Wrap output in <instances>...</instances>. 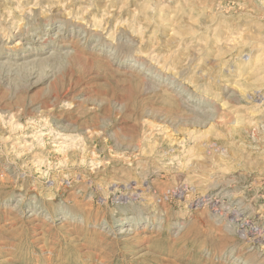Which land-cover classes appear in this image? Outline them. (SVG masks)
<instances>
[{"label":"rangeland","instance_id":"1","mask_svg":"<svg viewBox=\"0 0 264 264\" xmlns=\"http://www.w3.org/2000/svg\"><path fill=\"white\" fill-rule=\"evenodd\" d=\"M0 264H264V0H0Z\"/></svg>","mask_w":264,"mask_h":264}]
</instances>
